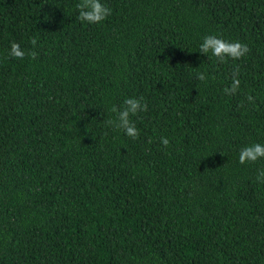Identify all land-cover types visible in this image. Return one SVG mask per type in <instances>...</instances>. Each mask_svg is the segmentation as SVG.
I'll return each mask as SVG.
<instances>
[{
    "label": "trees",
    "instance_id": "16d2710c",
    "mask_svg": "<svg viewBox=\"0 0 264 264\" xmlns=\"http://www.w3.org/2000/svg\"><path fill=\"white\" fill-rule=\"evenodd\" d=\"M76 3L0 0V264H264V158L238 159L264 144V0ZM129 97L136 139L106 125Z\"/></svg>",
    "mask_w": 264,
    "mask_h": 264
},
{
    "label": "clouds",
    "instance_id": "9594fccd",
    "mask_svg": "<svg viewBox=\"0 0 264 264\" xmlns=\"http://www.w3.org/2000/svg\"><path fill=\"white\" fill-rule=\"evenodd\" d=\"M76 9L78 11L77 19L82 23L99 24L111 15V9L103 3V0H77ZM30 43L35 47L37 38L33 37ZM202 55L206 54L215 57L219 63H225L228 59L237 61L245 57L249 52V47L240 41H229L216 35H206L199 44V50ZM9 55L16 59H24L25 55L35 59L38 56L36 51L25 52L21 46L12 42L10 44ZM239 66L233 70L232 83L224 88L226 95H234L240 87ZM195 79L198 81H206L207 76L204 72L196 73ZM247 100L254 103V97L248 95ZM143 97H129L123 101L120 106L113 105L111 111L115 114L114 119L106 121V125L116 130H123L125 135L136 139L139 136V131L135 123L131 119L140 112L147 111V103L142 102ZM161 143L165 148L169 145V140L166 137H161ZM264 158V144L253 143L246 145L239 150V163H255ZM257 182L264 183V169H260L257 174Z\"/></svg>",
    "mask_w": 264,
    "mask_h": 264
}]
</instances>
